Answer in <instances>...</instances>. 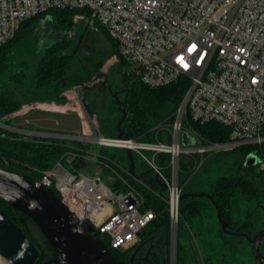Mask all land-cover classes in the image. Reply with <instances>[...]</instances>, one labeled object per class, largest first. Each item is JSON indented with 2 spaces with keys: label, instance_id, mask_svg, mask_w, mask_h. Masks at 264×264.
<instances>
[{
  "label": "built area",
  "instance_id": "built-area-1",
  "mask_svg": "<svg viewBox=\"0 0 264 264\" xmlns=\"http://www.w3.org/2000/svg\"><path fill=\"white\" fill-rule=\"evenodd\" d=\"M53 9L80 10L77 21L103 28L116 45L114 58L129 66L128 74L153 89L183 82L184 97L173 121L154 128L166 131L161 141L34 133L0 123L2 128L23 139L131 150L166 184L173 227L179 223L183 195L182 156L197 157V168L207 154L248 147V156L257 158L255 167L264 170V0H0V48L24 21ZM191 121L228 127L229 139L206 142L191 129ZM160 156L169 157L167 166L158 163ZM66 161L77 170H69ZM88 162L97 163V158L69 152L34 184L54 191L81 225L93 226L111 251L126 250L140 241L154 214L142 212L138 193L112 187L126 185L117 172L111 183L100 174L79 172Z\"/></svg>",
  "mask_w": 264,
  "mask_h": 264
},
{
  "label": "trees",
  "instance_id": "trees-1",
  "mask_svg": "<svg viewBox=\"0 0 264 264\" xmlns=\"http://www.w3.org/2000/svg\"><path fill=\"white\" fill-rule=\"evenodd\" d=\"M81 14L80 10L53 9L45 14L26 20L20 25L16 36L0 48V123L7 125L12 119L11 116L22 108V102L14 98L9 89H7L6 81L16 82L22 87L25 84V74H9V58L15 49L24 45L29 40L32 34L33 22L49 15L55 27V32H71L80 23L76 20V17ZM99 28L103 30L102 27ZM69 46L68 42H57L45 50L36 69L35 91H31L37 96L35 101L42 99L39 98L40 96L49 95L48 99L55 100L59 104H65L66 99L61 96L63 89H65L64 83L68 84V88L81 85V83L86 82L88 79H93L96 70L109 58L118 56V51L114 44V52L107 60L98 66L91 64L86 69L82 65L84 63L81 61L80 63L79 59L74 56V53H67ZM118 59L119 65L121 68H124L126 66L125 62L120 57ZM123 77L126 83V91L122 101L127 112L126 120L122 125L124 136L147 142L163 140V136L167 134L166 131H158L154 130V128L160 125L166 126L173 121V115L186 92V84L181 82L165 88L153 89L145 86L139 78L127 72H124ZM189 126L206 142H225L229 139L230 129L218 123L200 124L191 121L189 122ZM112 130L117 135V130ZM88 149L87 143L76 141L69 144L63 140L44 142L38 139H23L21 136L0 127V165L18 173L30 175L33 177V180H36L41 173L51 170L69 152L78 153L79 158L87 157L88 154L94 156L88 153ZM106 149V153L102 148L98 150L99 152L95 156L97 164L103 166V171L107 172L110 176H113L114 172H117L127 180L143 198L141 205L142 212L151 211L154 214V219L139 234L140 241L137 244L126 250H112V254L118 261L128 262L132 252L143 244H149L155 248L164 246L168 254L170 245V216L167 200L142 185L141 180H138L129 173V160L125 150L119 148ZM226 154H231L232 157L240 160L241 168H246L244 167V162L249 154L248 147H241L232 152H226ZM133 156L136 165L135 154ZM196 161L197 157L182 156L180 159L179 182L183 186V194H210L221 210L222 219L228 223L229 230L254 236L255 225L253 214L248 212L245 220H238L234 214L233 202L237 198H252L256 200L260 198L259 177H264V170L251 167L245 169L248 173H241L232 177H221L214 184L213 188L207 192L203 184L198 186V184L193 183L196 175L194 174L197 166ZM158 163L162 166H167L169 157H158ZM135 170L137 173V166ZM124 186L122 182H118L116 186L112 185L115 190L123 188L126 191ZM0 205L6 210L9 217L26 232L30 240L39 249L40 258L37 264H42L47 258L45 248L26 229L25 225L20 222L14 209L2 200H0ZM210 206H212V203L206 198H183L179 205V232L184 230L194 234V223L204 220L207 216L206 210ZM218 236L225 240L226 245H233L229 242V236L224 234L221 229L218 231ZM193 250L196 253L195 258L198 264H202L201 258L203 264L210 263V258L204 257L194 244ZM149 259L151 264L162 263L157 250L151 253ZM194 261L192 256H190V250L179 243L177 264H195ZM136 264H147V262H137Z\"/></svg>",
  "mask_w": 264,
  "mask_h": 264
},
{
  "label": "rangeland",
  "instance_id": "rangeland-1",
  "mask_svg": "<svg viewBox=\"0 0 264 264\" xmlns=\"http://www.w3.org/2000/svg\"><path fill=\"white\" fill-rule=\"evenodd\" d=\"M46 18H48V20L51 19L49 15H46L45 18L41 17L33 22L32 34L29 40L24 45L15 49L9 58V74L13 75L22 73L26 75V78L24 79L25 84L23 87L16 82L6 81V87H8L7 89H9V92L14 98L22 102L21 110L17 112L18 114L15 113L11 116L12 119L7 126L26 132L52 133L76 137L85 136L83 135L84 125L75 111H69L66 115L48 113L40 111L39 109H31L24 112L27 106H32L36 103L31 91H35L37 65L45 50L51 46L52 33H55L53 23L50 25V28H45ZM106 35L108 36L107 33ZM84 65L86 66L85 68L88 67L87 64ZM129 69L128 65L121 68L118 61L113 56L96 70L91 82L85 84L84 87L75 86L63 89L62 97H65L66 103H69L72 109H78V112L82 115V119L86 122L88 121L92 126L93 138L98 136L117 138V135L114 134L112 129L117 130L118 122L122 119V112L120 111V105L116 102L115 98H106L103 96L99 97L100 99L98 101L101 107L97 103L98 106H95V111L91 112L89 110V105L91 104L90 100L95 95V91L92 90L96 89L95 86H103V84L107 83L108 78H110L109 83L111 85V91L114 93L113 95L116 96V94H119L120 97H118V99L120 98L119 101L123 103V95L121 94L123 91L122 82L120 80L119 83L114 84L112 78L117 80L123 78L124 72H128ZM48 96L49 95H45V97H43L47 98ZM109 122L112 123V125ZM2 126L3 125L0 124V127ZM66 142L70 144L75 141L66 140ZM87 144L89 146L88 153L97 156V153L99 152L98 150L101 149V147L89 142H87ZM102 150L105 153L107 151L106 148H102ZM135 159L137 166L136 174L143 175V179H141L142 185L160 195L161 187L157 182L154 172L151 171V168L146 162L142 161L136 155ZM199 162L200 163L194 173L196 175L193 183L198 184V186L203 184L207 192L213 188L214 184L221 177H232L237 174L248 173L245 170L246 168H241L240 160L232 157L231 154H226V152L207 154L202 161ZM64 163L69 170H77V168L70 166L67 161ZM78 171L89 176H93L96 173L100 174L104 180H107V177L109 178L110 176L107 172L103 171V166L92 162H88L87 166L79 168ZM164 173L168 175L167 170H164ZM259 185L261 188V195L258 200L252 198H237L233 202L234 214L238 220H245L248 212L253 214L255 235L264 232V177H259ZM124 187L126 191H124L123 188H120V190L117 191H134L138 193L127 180ZM138 194L141 196L140 193ZM164 196L168 198L166 192ZM206 211L207 216L204 220L202 222L197 221L194 223V234L184 230L179 232L178 226L173 227L170 220V245L168 254L166 247L164 246L155 248L152 245L143 244L136 248L131 255L138 260H144L157 250L161 262H163L161 264H177V249L178 244L181 243L190 250V256H192L193 260L196 259V253L193 250L194 244L204 257L210 258L211 264H259L254 257L252 246L246 238L229 236V242L233 245H226L225 240L218 236V231L221 229V225L217 218L216 209L212 205ZM29 227L34 233L38 232L31 225H29ZM40 242L42 245L47 246L42 238L40 239ZM261 252L264 255V243L261 246ZM194 263L197 264L196 260ZM2 264H6V262H3Z\"/></svg>",
  "mask_w": 264,
  "mask_h": 264
},
{
  "label": "water",
  "instance_id": "water-1",
  "mask_svg": "<svg viewBox=\"0 0 264 264\" xmlns=\"http://www.w3.org/2000/svg\"><path fill=\"white\" fill-rule=\"evenodd\" d=\"M51 24L52 20L46 18L45 28H50ZM87 26L88 23L82 21L74 29L78 30L79 27ZM68 37L69 35H63L61 32L55 33L53 43L65 42ZM89 39L94 40L93 50L97 55L96 59H89L87 55L90 51L94 52L91 46H86ZM82 49L86 52L80 54V59H89L93 65L98 66L113 54L114 45L101 28L90 27ZM67 53L73 54L74 51L70 49ZM90 82L91 79H88L78 86L84 87L85 84ZM63 86L68 88L67 83H64ZM117 100H119L118 97ZM119 103L122 119L117 125V138L121 139L124 136L122 125L126 120L127 112L124 104L120 101ZM185 143L189 144L190 142L186 140ZM125 152L129 160V173L141 180L143 175L136 174L132 151L128 149ZM256 165L257 158L254 155L246 158L244 163L246 168L255 167ZM156 179L161 187L160 195L168 201V198L164 196L167 191L166 184L161 182L158 176H156ZM108 183L111 182L108 181ZM114 185L116 186L117 183ZM185 197L208 199L216 209L222 232L228 236L246 238L252 246L257 262L264 264V255L261 252V246L264 243V232L250 236L229 230L228 223L222 219L220 208L208 193H186L181 196V200ZM0 200L14 209L20 222L36 237L41 245V238L46 242L47 246H42L47 252V258L42 264H126L115 258L112 251L99 238L90 223H86L84 226L79 223L54 191L43 186L36 187L30 176L2 165H0ZM29 225L38 231L37 234L33 232ZM39 258V249L0 205V264L2 261H5L6 264H37Z\"/></svg>",
  "mask_w": 264,
  "mask_h": 264
},
{
  "label": "flooded vegetation",
  "instance_id": "flooded-vegetation-1",
  "mask_svg": "<svg viewBox=\"0 0 264 264\" xmlns=\"http://www.w3.org/2000/svg\"><path fill=\"white\" fill-rule=\"evenodd\" d=\"M89 26H87V27H79L78 28V30H76V29H73V31H71V32H61L63 35H69V37L67 38V40L65 41V42H68L69 44H70V46H69V48H68V50H73L74 51V56H76L78 59H79V62L81 61V62H83L84 64H87L88 65V67L89 66H91V62L89 61V59H96V54H95V51L93 50V44H94V40H92V39H89L88 41H87V43H86V46H91L92 47V50L94 51V52H89V53H87V55H88V57H89V59L88 60H81L80 58H81V56H80V54L81 53H83V52H86V51H84V49H82V47H83V44H84V42H85V40H86V34H87V32H88V30H89ZM55 33H58L57 31L55 32ZM55 33H52V43H51V45H54L55 43H53L54 42V34ZM92 40V41H91ZM80 62V63H81ZM84 64H82V65H84ZM86 66L84 65V68H85ZM87 67V68H88ZM86 68V69H87ZM113 79V83L115 84V83H119L120 82V80H121V82H122V86H123V91L121 92V94L122 95H124L125 94V91H126V83H125V79H124V77L123 78H120V79H114V78H112ZM110 78H108V80H107V83L106 84H103V86H100V87H97V86H95L96 87V89H94V90H92V91H95V95L92 97V99L90 100V105H89V110L91 111V112H93V111H95L94 109H95V106H98V104L100 105V103L98 102L99 101V97H101V96H103V97H106V98H108V97H110V98H115V100H116V102H118V104L120 105V103H119V100H120V98H119V100H117V97H120V95L119 94H116V96H114L113 94V92L111 91V85H110ZM98 91V92H97ZM112 101V100H111ZM98 103V104H97ZM100 107H101V105H100ZM120 111H121V109H120ZM151 255V254H150ZM150 256H148L147 258H145L144 260L142 259V260H138V259H136V258H134V256L133 255H130V259H129V261L128 262H126L125 261V263L126 264H136L137 262H147V264H151V262H150ZM196 260V259H195ZM163 263V262H162ZM197 263V262H196ZM201 263L203 264V260H202V258H201ZM198 264V263H197ZM209 264H211V262L209 263Z\"/></svg>",
  "mask_w": 264,
  "mask_h": 264
},
{
  "label": "crops",
  "instance_id": "crops-1",
  "mask_svg": "<svg viewBox=\"0 0 264 264\" xmlns=\"http://www.w3.org/2000/svg\"><path fill=\"white\" fill-rule=\"evenodd\" d=\"M32 95H33V98L37 97L36 95H34V93H32ZM44 97L40 96L39 98H42V99H40L39 101H35L36 103H34L32 106H27L25 108L24 112H27L31 109H39L40 111H44V112H48V113H58L61 115H66V114H68L69 111H75L78 114V117L81 119V121L84 125L83 126V130H84L83 135L90 136V137L93 136L92 126L88 123V121L86 122V121H84V119H82V115L80 112H78L79 111L78 109H72L71 105L69 103H65V105H63V104L57 103L55 100H51V99L44 98ZM48 102H50V103H48ZM110 124L112 125V123H110ZM110 177L111 176H109V178L107 177V180L109 182L111 181Z\"/></svg>",
  "mask_w": 264,
  "mask_h": 264
},
{
  "label": "bare ground",
  "instance_id": "bare-ground-1",
  "mask_svg": "<svg viewBox=\"0 0 264 264\" xmlns=\"http://www.w3.org/2000/svg\"><path fill=\"white\" fill-rule=\"evenodd\" d=\"M3 262H5V261H2L1 264H2Z\"/></svg>",
  "mask_w": 264,
  "mask_h": 264
}]
</instances>
